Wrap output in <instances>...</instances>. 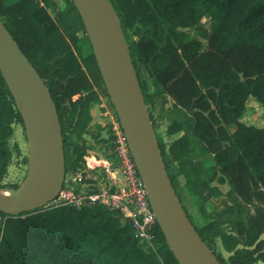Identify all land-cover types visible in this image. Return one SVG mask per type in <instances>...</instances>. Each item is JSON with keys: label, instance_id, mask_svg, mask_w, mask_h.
Here are the masks:
<instances>
[{"label": "trees", "instance_id": "16d2710c", "mask_svg": "<svg viewBox=\"0 0 264 264\" xmlns=\"http://www.w3.org/2000/svg\"><path fill=\"white\" fill-rule=\"evenodd\" d=\"M110 1L147 108L162 100L157 116L148 109L153 128L167 122L168 136H177L169 144L157 140L175 192L181 175L208 216L204 204L224 195L220 185L230 187L231 205L202 227L176 193L189 220L222 264L264 263V128L241 121L250 98L264 109V0ZM0 20L49 89L66 171H76L85 163L91 107L101 93L109 95L74 2L0 0ZM139 63L158 93L144 92ZM18 123L24 126L0 70L1 193L19 190L4 183ZM175 166L179 172L170 174ZM153 245L141 242L119 212L101 205L42 208L0 224V264H180L159 226Z\"/></svg>", "mask_w": 264, "mask_h": 264}, {"label": "water", "instance_id": "95a60500", "mask_svg": "<svg viewBox=\"0 0 264 264\" xmlns=\"http://www.w3.org/2000/svg\"><path fill=\"white\" fill-rule=\"evenodd\" d=\"M72 1L168 245L180 264H222L189 220L171 184L128 42L111 1ZM0 70L22 116L31 151L25 189L0 192L1 224L19 214L42 209L54 200L67 171L56 104L1 20Z\"/></svg>", "mask_w": 264, "mask_h": 264}, {"label": "built area", "instance_id": "2783aa9c", "mask_svg": "<svg viewBox=\"0 0 264 264\" xmlns=\"http://www.w3.org/2000/svg\"><path fill=\"white\" fill-rule=\"evenodd\" d=\"M107 155L87 151L85 163L66 173L58 196L44 208L101 205L117 211L133 228L136 237L153 245L158 221L145 183L138 171L120 123L112 140H106Z\"/></svg>", "mask_w": 264, "mask_h": 264}, {"label": "rangeland", "instance_id": "374dc122", "mask_svg": "<svg viewBox=\"0 0 264 264\" xmlns=\"http://www.w3.org/2000/svg\"><path fill=\"white\" fill-rule=\"evenodd\" d=\"M61 7L64 4L59 1ZM205 22V21H204ZM203 22V23H204ZM206 24V22H205ZM196 38H200L199 34L193 29H186ZM128 38L131 40L134 37L127 32ZM204 44L206 43L203 40ZM132 52L136 53L135 49ZM138 71L140 79L144 88V92L147 94H156L160 91L158 84L148 75L144 66L140 63L138 64ZM162 100L157 98L154 105L150 104L148 109L152 112L154 116L158 115V110L162 105ZM171 106L169 101L166 107ZM92 121L89 127V133L84 134L85 144L87 149L92 153H99L101 155H107L110 150L106 147V142L104 140H112L114 136V126L119 122L118 116L114 109V106L109 98L104 93L100 94V99L97 103L93 104L91 107ZM264 109L260 103H258L254 98H250L247 102V110L245 111L241 121L249 126H254L257 128H264ZM167 122L159 123V126L154 129L156 138L158 141H163L169 144L177 136H168L167 134ZM9 145L12 150V161L8 168V174L4 180L7 186L19 187V190L23 188L26 182L29 169L31 166V151L30 144L28 140V133L25 127L18 123L14 125V132L9 139ZM87 150V151H88ZM87 154V153H86ZM209 163H212L211 159L207 158ZM74 171H70L69 174ZM178 167L170 169V174L178 173ZM216 184V183H215ZM176 193L182 199L184 205L187 207L192 219L197 227H202L210 221V216L217 210H221L226 206H230L231 202L227 193L230 190L229 185H220L221 190L224 195L220 198H209L208 202L204 204L208 216H204L200 207L202 205L201 200L190 193L188 187L186 186L185 179L181 175H177L175 180ZM10 190L4 191V193H9ZM219 251H221L225 258H228L229 254L223 249L221 242H218ZM257 264H264L263 262H258Z\"/></svg>", "mask_w": 264, "mask_h": 264}, {"label": "bare ground", "instance_id": "6f19581e", "mask_svg": "<svg viewBox=\"0 0 264 264\" xmlns=\"http://www.w3.org/2000/svg\"><path fill=\"white\" fill-rule=\"evenodd\" d=\"M25 186H26V185H23V188H22V190H24V189H25ZM6 194H8V193H6Z\"/></svg>", "mask_w": 264, "mask_h": 264}, {"label": "crops", "instance_id": "0c3cea01", "mask_svg": "<svg viewBox=\"0 0 264 264\" xmlns=\"http://www.w3.org/2000/svg\"><path fill=\"white\" fill-rule=\"evenodd\" d=\"M177 174V173H176Z\"/></svg>", "mask_w": 264, "mask_h": 264}]
</instances>
